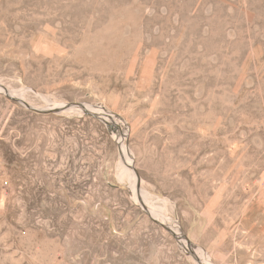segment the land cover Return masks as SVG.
<instances>
[{"label": "rangeland", "instance_id": "rangeland-1", "mask_svg": "<svg viewBox=\"0 0 264 264\" xmlns=\"http://www.w3.org/2000/svg\"><path fill=\"white\" fill-rule=\"evenodd\" d=\"M0 84L46 111L0 88V264H223L264 230V0H0Z\"/></svg>", "mask_w": 264, "mask_h": 264}, {"label": "crops", "instance_id": "crops-1", "mask_svg": "<svg viewBox=\"0 0 264 264\" xmlns=\"http://www.w3.org/2000/svg\"><path fill=\"white\" fill-rule=\"evenodd\" d=\"M246 238L222 255L223 264H264V230L249 231Z\"/></svg>", "mask_w": 264, "mask_h": 264}, {"label": "water", "instance_id": "water-1", "mask_svg": "<svg viewBox=\"0 0 264 264\" xmlns=\"http://www.w3.org/2000/svg\"><path fill=\"white\" fill-rule=\"evenodd\" d=\"M0 88L1 89H3V90H5V88L0 84ZM5 94H7L6 92H5ZM7 96L9 97V99H11V100H13V101H15L16 103H19V104H21V105H23L24 107H26V108H28L29 110H31V111H34V112H36V113H46V111H44V110H37V109H34V108H31L29 105H27L26 103H24L23 101H20V100H17V99H15V98H13V97H11L10 95H8L7 94ZM77 107V108H81L82 110H86L85 109V107H84V104H82V103H77V104H67V105H65V108H69V107ZM62 110V109H61ZM87 111V110H86Z\"/></svg>", "mask_w": 264, "mask_h": 264}, {"label": "bare ground", "instance_id": "bare-ground-1", "mask_svg": "<svg viewBox=\"0 0 264 264\" xmlns=\"http://www.w3.org/2000/svg\"><path fill=\"white\" fill-rule=\"evenodd\" d=\"M5 92H7L6 90H4ZM0 92H3V91H0ZM12 96H15L13 93H12ZM20 101H23L22 99H19ZM24 102V101H23ZM55 105V104H54ZM54 107V106H53ZM73 107V106H72ZM32 108V107H31ZM62 108H64V109H66L65 108V105H60V106H55L54 107V109H62ZM75 108V110H81V112H82V109L81 108H77V107H74ZM123 148L125 149V147L123 146ZM183 240H184V242L187 244V241H186V239L185 238H183ZM199 255H201V254H199Z\"/></svg>", "mask_w": 264, "mask_h": 264}, {"label": "built area", "instance_id": "built-area-1", "mask_svg": "<svg viewBox=\"0 0 264 264\" xmlns=\"http://www.w3.org/2000/svg\"><path fill=\"white\" fill-rule=\"evenodd\" d=\"M178 229V226H172V228H170V230L176 235V230Z\"/></svg>", "mask_w": 264, "mask_h": 264}]
</instances>
